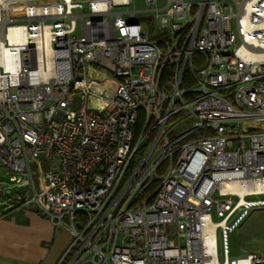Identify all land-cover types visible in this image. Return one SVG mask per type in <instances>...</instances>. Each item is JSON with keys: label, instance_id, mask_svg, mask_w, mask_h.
<instances>
[{"label": "built area", "instance_id": "2783aa9c", "mask_svg": "<svg viewBox=\"0 0 264 264\" xmlns=\"http://www.w3.org/2000/svg\"><path fill=\"white\" fill-rule=\"evenodd\" d=\"M131 1L0 0V206L69 229L56 264H264L227 249L264 206V0Z\"/></svg>", "mask_w": 264, "mask_h": 264}, {"label": "crops", "instance_id": "0c3cea01", "mask_svg": "<svg viewBox=\"0 0 264 264\" xmlns=\"http://www.w3.org/2000/svg\"><path fill=\"white\" fill-rule=\"evenodd\" d=\"M71 238L33 207L0 206V264H56Z\"/></svg>", "mask_w": 264, "mask_h": 264}, {"label": "rangeland", "instance_id": "374dc122", "mask_svg": "<svg viewBox=\"0 0 264 264\" xmlns=\"http://www.w3.org/2000/svg\"><path fill=\"white\" fill-rule=\"evenodd\" d=\"M145 7L144 0H132L131 5L128 6L129 9H143ZM137 20L142 23L151 38L158 39L163 36L162 30L155 26L154 17L150 13H137ZM75 106H77V100ZM182 126H180V129H182ZM0 177L7 179L2 171H0ZM261 197L264 198V195H261ZM65 219L68 218L65 217ZM232 225L227 235L229 256L235 257L252 251L264 253V206H252L244 215L239 212L233 218Z\"/></svg>", "mask_w": 264, "mask_h": 264}, {"label": "bare ground", "instance_id": "6f19581e", "mask_svg": "<svg viewBox=\"0 0 264 264\" xmlns=\"http://www.w3.org/2000/svg\"><path fill=\"white\" fill-rule=\"evenodd\" d=\"M11 33H13V30H11ZM102 74H103V73H102ZM106 85H108L107 82L104 83V84H102V83H96V84H95V88H96V89H102V88H103L104 86H106ZM92 102L95 103V102H96L95 99L92 98ZM237 187H238L237 189H238L239 191H241V192H242L243 189H244V187H241V186H237ZM211 264H217V263H211Z\"/></svg>", "mask_w": 264, "mask_h": 264}, {"label": "trees", "instance_id": "16d2710c", "mask_svg": "<svg viewBox=\"0 0 264 264\" xmlns=\"http://www.w3.org/2000/svg\"><path fill=\"white\" fill-rule=\"evenodd\" d=\"M184 84H186V82Z\"/></svg>", "mask_w": 264, "mask_h": 264}]
</instances>
